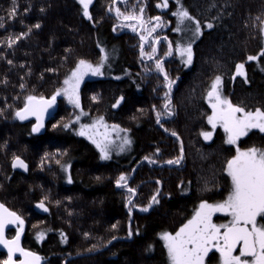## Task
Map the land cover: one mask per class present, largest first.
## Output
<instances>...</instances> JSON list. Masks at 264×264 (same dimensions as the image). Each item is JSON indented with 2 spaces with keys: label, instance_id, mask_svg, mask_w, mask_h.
I'll list each match as a JSON object with an SVG mask.
<instances>
[{
  "label": "trees",
  "instance_id": "16d2710c",
  "mask_svg": "<svg viewBox=\"0 0 264 264\" xmlns=\"http://www.w3.org/2000/svg\"><path fill=\"white\" fill-rule=\"evenodd\" d=\"M115 1L124 14L143 7L145 22L160 16L163 25L158 28L174 41L175 53L164 68L175 81L171 92L175 114L162 119L164 127L153 110L155 106L162 111L164 78L154 60H147V55L140 58L139 24L120 23ZM158 3L162 0H93L90 20L79 0H16L15 16L10 15L12 0H0L5 25L0 28V200L23 219L22 246L36 251L42 264H63L68 256L89 254L121 237L100 253L66 264H168L161 234L178 230L201 202H222L230 192L225 163L235 156V146L225 142L221 127L210 141L201 135L209 128L211 114L206 94L220 76L223 96L233 105L264 110V0H169L167 8L157 7ZM181 7L202 28L201 35L190 36L194 41L191 65L178 59L179 31L172 34L178 24L172 13ZM37 23L39 29L33 27ZM209 23L211 29L206 27ZM127 25H135L136 31ZM17 36L22 38L9 48L8 38ZM152 40L146 43L145 53L152 54ZM161 44L159 57L168 52ZM109 53L120 58L118 67L105 68L102 76L82 83L79 108L58 97V111L40 133L32 131L34 121L16 117L27 96L52 97L80 60L96 65L105 54L109 59ZM249 56L256 59L250 61ZM239 64L244 65L243 76L237 75ZM121 96L123 101L113 107ZM77 117L85 123L102 117L108 125L126 129L130 150L101 159L91 141L78 135ZM164 128L175 131L180 140ZM180 141L183 161L170 167L166 161L180 157ZM238 146L242 150L264 147V133L252 130ZM16 157L27 164L25 173L13 169ZM145 157L156 163L141 161ZM139 161L128 185L135 189L129 205L133 237L128 240L126 205L132 193L115 185L121 175L129 178ZM157 192L159 203H152ZM40 202L48 209L44 214L35 207ZM149 203L152 207L141 211ZM40 232L43 240L37 239ZM14 234L12 229L7 236ZM210 257L206 264H216V257ZM5 260V252L0 253V264Z\"/></svg>",
  "mask_w": 264,
  "mask_h": 264
},
{
  "label": "snow or ice",
  "instance_id": "6c2138e0",
  "mask_svg": "<svg viewBox=\"0 0 264 264\" xmlns=\"http://www.w3.org/2000/svg\"><path fill=\"white\" fill-rule=\"evenodd\" d=\"M92 2L93 0H79L83 7V15L90 20L92 17L89 13V5ZM121 2H126V0H121ZM12 3L13 9L10 10V15L15 16L17 11L15 7L16 0H12ZM168 6L169 0H162V3L157 4V7L162 8H167ZM115 12L117 18L122 17L124 21H136L140 25L143 30L140 34V39L143 42L141 44V56L143 58L147 55L148 60H154L156 71L163 75L168 91L164 93L162 111L157 110L155 106H153V110L156 112L157 123L164 127L162 119H167L175 114L171 99L172 86L175 81L165 71L163 60L158 56L145 53L143 46L144 43L149 42V37L152 33L161 26V17L156 16L145 22L143 20V7L129 14L122 13L121 9L116 7ZM172 14L178 17L176 31H181V26L187 27L185 22H189L195 25L194 29H192L194 36L202 34L199 21L195 20L186 9L181 7ZM153 20L157 22L154 25L152 24ZM4 26L3 18L0 17V28ZM40 26L37 23L33 27L39 29ZM127 26L132 27V30L136 31L135 25ZM206 27L211 29L213 25L209 23ZM28 31L31 32V28ZM24 35H27V33ZM20 38L22 36H17L15 39L8 38L7 46L11 48ZM159 42L158 39L151 41L152 44H159ZM101 51L103 52L104 50L101 49ZM176 51L182 58L183 63L191 65L193 61L192 42L183 47H178ZM156 52L157 49L152 47L151 53L154 54ZM167 54H172L171 45H169ZM261 54L264 55V53ZM254 59L256 57H248L250 61ZM107 60V54L103 55L101 61L95 66L85 60H80L77 67L64 80L65 87L63 89L58 90L51 99H45L43 96L39 98L33 95L27 96L24 108L16 111V117L20 120H26L29 116H35L37 124L32 131L38 132L43 127L45 112L53 106L57 96L61 94L67 96L69 103L79 108V88L84 76L88 74L92 76L103 75L102 68ZM8 63L11 64L12 61L9 60ZM243 69V64L237 65V75H244ZM147 70L151 71V67L149 66ZM116 78L119 79V77ZM221 84V77L216 76L210 86V90L207 92V100L212 109V114L208 117V123L213 130L219 125L226 133L225 142L235 146V156L225 163L226 173L231 180V189L227 198L222 202H201L195 215L174 234L169 232L161 234L160 238L164 241V246L167 249L169 264H205L206 258L213 250L219 253L220 264H264V147L252 146L242 150L238 146L240 139L247 136L254 129L264 133V110L260 108L246 110L242 105H233L229 99L223 96ZM23 87L21 85V88ZM93 99L95 100L96 97H93ZM123 99L124 97L121 96L113 107H118ZM99 128H104L105 131L102 134V138L97 140L95 137L99 134ZM93 130L96 131L94 132ZM164 130L179 140V136L175 131L168 128H164ZM112 132L119 134L120 132L126 133L127 130L121 129L118 125H112L110 132L108 131V125L104 123L101 117L91 125L82 126L78 135L87 136L99 149L101 159L108 160L111 158V146L115 143L111 138ZM201 135L205 140L210 141L213 133L202 132ZM121 139L122 144L119 147L123 151L124 145H130L131 140L127 136L121 137ZM144 159L149 163H156V160L151 157H145ZM182 159L183 145L181 144V156L174 160H168L166 163L179 164ZM13 167L27 170V165L19 157L14 159ZM97 179L100 178L97 177ZM68 182H72L71 178H69ZM116 184L117 187L127 188L130 193L135 194V189L128 187L127 176L121 175ZM158 195L159 192L151 198L152 203H159ZM129 203H131V200H129ZM152 203L142 208L141 211H148L152 207ZM37 207L42 208L44 211L48 210L43 202H40ZM216 213L229 216L231 220L223 224L214 223L213 216ZM7 225H18L17 233L13 239L5 238L4 232ZM23 225L24 221L19 215L9 211L3 204H0V245L6 248L8 253L4 264H41L40 256L21 247L20 237L23 232ZM113 227L115 228L116 226L113 225ZM131 234V231H129L130 236ZM37 239L43 240L44 233L40 232ZM238 245L240 246L239 253L234 254ZM17 253L23 258L19 262L14 259Z\"/></svg>",
  "mask_w": 264,
  "mask_h": 264
},
{
  "label": "rangeland",
  "instance_id": "374dc122",
  "mask_svg": "<svg viewBox=\"0 0 264 264\" xmlns=\"http://www.w3.org/2000/svg\"><path fill=\"white\" fill-rule=\"evenodd\" d=\"M127 1V0H126ZM114 3H117V1H115ZM113 8H114V4H113ZM115 8H116V4H115ZM115 8H114V12H115ZM117 15L115 14V18L117 19V17H116ZM118 21L120 22V23H130V22H133V21H123V18L122 19H119L118 18ZM178 21V20H177ZM186 25H187V27H185V26H181L182 27V30L181 31H179V34H178V37L176 38V40H178V44H177V48L178 47H183V46H185V45H187L189 42H192V47H193V43H194V41H193V37H195V36H193L192 38L190 37L191 35H193V31H192V29H194V27H195V25L194 24H190L189 22H186L185 23ZM163 24H161V26H162ZM173 28V27H172ZM140 29V34H141V31H142V28L140 27V25L138 26V28H137V31ZM263 29H264V26H263ZM137 31H136V34H137ZM201 31H202V28H201ZM177 31H176V29H172V34H174V33H176ZM182 32V33H181ZM140 34L139 35H137V37H138V39L141 41V39H140ZM262 34H263V37H264V31H262ZM147 35V34H146ZM176 35H177V33H176ZM171 36H169V34L166 32H163V31H161V29H156V31L155 32H153L152 33V35L149 37V40L152 38L153 40L154 39H158L161 43H162V40L163 41H165L166 43L165 44H161L160 42H159V44H154V47L157 49V52L156 53H152V55H154V56H158L159 57V49H158V47H159V45L161 44V47H164V46H166V49L167 50H169V45H171L172 46V54L171 55H163V56H161V59L163 60V64H165V63H167L172 57H173V55H174V53H175V50L173 49V43H174V41L170 38ZM143 42L141 41V44H142ZM145 45H146V43L145 44H143V46L145 47ZM165 48V47H164ZM177 48H175V49H177ZM193 49V48H192ZM139 52H140V54H139V56H140V58H142V56H141V45H140V47H139ZM168 53V52H167ZM176 55L177 56H179V54L177 53V51H176ZM160 58V57H159ZM147 59V58H146ZM179 60H181L182 58L180 57V58H178ZM119 60H120V58L117 56V55H115V54H110L109 53V59H108V62H107V67H105V64H104V67L102 68V72H104V70H105V68H108L110 71H113L114 69H116L117 67H118V65H119ZM148 60V59H147ZM79 63V62H78ZM78 63H77V65H78ZM180 63H182V62H180ZM77 65H76V67H77ZM94 65V64H93ZM95 66V65H94ZM75 67V68H76ZM74 68V69H75ZM74 69H72L71 71H70V73H69V75L71 74V72L74 70ZM162 75V74H161ZM100 76H102V75H99V76H92L91 74H88V75H85L84 76V78H83V81L81 82V84H80V87H81V85H82V83L85 81V80H88V79H92V78H95V77H100ZM163 76V75H162ZM241 76V75H240ZM243 76V75H242ZM65 87V85L63 84V88ZM63 88H61V89H63ZM60 89V90H61ZM79 90H80V88H79ZM210 90V89H209ZM208 90V91H209ZM168 90H167V87H166V92H167ZM58 97H64V99L69 103V100H68V98H67V96H65V95H63V94H61V95H59V96H57L56 98H58ZM171 97H172V93H171ZM206 98H207V94H206ZM60 99L58 98V101H59ZM79 101H80V97H79ZM207 102H208V100H207ZM59 103V102H58ZM69 104H71V106L73 105L72 103H69ZM208 105H209V103H208ZM74 106V105H73ZM23 108V107H22ZM21 108V109H22ZM209 108H210V112H211V114H212V109H211V107H210V105H209ZM58 109V108H57ZM58 111V110H57ZM57 113V112H56ZM55 113V114H56ZM210 114V115H211ZM80 115H82V113L80 112L77 116H80ZM83 118H79V119H77V118H75V120H74V123H76L77 125H78V128L81 130V128H82V126H85V125H91V124H93L96 120H98V119H94V120H92V121H90V122H88V123H85V122H82L81 120H82ZM33 121V120H32ZM106 125H108L106 122H104ZM207 123H208V120H207ZM49 124V122L46 124V126ZM208 125H209V128H208V130L206 131V132H212V133H214V130L212 129V126L208 123ZM33 126H34V123H33ZM111 126L112 125H108V131H110L111 132ZM217 127H220L219 125H217ZM216 127V128H217ZM79 130V131H80ZM255 130V129H254ZM94 132L96 131V130H93ZM104 131H105V129L104 128H99L98 129V132H99V134L98 135H96V139L97 140H100L101 138H102V134L104 133ZM165 131V130H164ZM256 131H258V130H256ZM124 136H127V138L128 139H130L131 140V138L129 137V135H128V133H125V132H120L119 134H117L116 132H112L111 133V138L115 141V143L111 146V149H110V156L112 157V156H121V155H124V154H126V153H128V151L130 150L129 148H130V145H124V150L123 151H121L120 150V145L122 144V139H121V137H124ZM213 136V135H212ZM82 137H85L87 140H89V141H91L90 139H88L87 138V136H82ZM179 140H180V138H179ZM91 143L96 147V145L91 141ZM181 141H180V146H181ZM97 148V147H96ZM98 149V148H97ZM99 150V149H98ZM236 151V150H235ZM183 153H184V146H183ZM180 156H181V154H180ZM184 158V157H183ZM141 161H144V162H147L148 163V161L147 160H145L144 158L141 160ZM141 161H139L131 170V173H130V175H129V178H130V176H131V179H132V177H133V175H134V173H135V169H136V167H137V165H139L140 164V162ZM183 161V160H182ZM182 161L179 163V164H167L168 166H170V167H172V166H177V165H180L181 163H182ZM68 168L66 169V173H68ZM23 173H25V172H23ZM129 178H128V180H129ZM130 179V180H131ZM69 180V179H68ZM128 181V185L130 184V182L131 181ZM115 186H117V184L115 185ZM117 188V187H116ZM120 188V187H119ZM119 188H117V189H119ZM122 189H125L126 191H128L127 190V188H124V187H121ZM134 196H135V194L133 195L132 194V196L130 197V199L129 200H132L133 198H134ZM129 200L127 201V205H126V210H127V212H128V214H129V223H128V225L130 224V221L132 222V220H133V214H132V212H130L129 211V205H130V203H129ZM37 204H39V203H37ZM36 204V205H37ZM199 209V206L196 208V210H195V212L197 211ZM46 213V212H45ZM194 215H195V213H194ZM193 215V216H194ZM192 216V217H193ZM220 216H225V215H223V214H221V213H216L214 216H213V222L214 223H217V224H223V223H225L224 221H222V217H220ZM226 217V219H228V222L231 220V217H229V216H225ZM190 220V219H189ZM187 223V222H186ZM130 228H131V224L128 226V240H131L132 239V237L133 236H130L129 235V231H130ZM17 229H18V227L17 228H15V233H17ZM179 230V229H178ZM178 230H176V231H178ZM175 231V232H176ZM174 232V233H175ZM174 233H172V234H174ZM122 239V237L121 238H117V239H115V241H120ZM114 241V240H113ZM113 241H111V242H113ZM162 243H163V245H164V241L162 240ZM110 244V243H109ZM108 245V244H107ZM106 245V246H107ZM105 247V246H104ZM108 248V247H107ZM106 248V249H107ZM101 249H103V248H101ZM238 249V248H237ZM105 250V249H104ZM97 251H103V250H97ZM97 251H94V252H97ZM33 252V251H32ZM36 252V251H35ZM34 252V253H35ZM37 253V252H36ZM89 253H93V252H89ZM98 253H100V252H98ZM165 253H166V256H167V258H168V253H167V249L165 248ZM95 254H97V253H95ZM95 254H89V255H95ZM234 254H236V253H234ZM39 255V254H38ZM211 255H213L214 257H216V261H217V263L216 264H220V257H219V253H217V252H215V250H213L212 252H210L209 253V255H208V257L206 258V261H205V264H206V262L208 261V258L211 256ZM40 256V255H39ZM72 256H74V255H72ZM72 256H68V258L69 257H72ZM68 258H66V259H68ZM211 258V257H210ZM66 259L64 260L65 262L63 263V264H66L69 260H71V259H69L67 262H66ZM73 259H75V258H73ZM168 264H169V258H168Z\"/></svg>",
  "mask_w": 264,
  "mask_h": 264
},
{
  "label": "water",
  "instance_id": "95a60500",
  "mask_svg": "<svg viewBox=\"0 0 264 264\" xmlns=\"http://www.w3.org/2000/svg\"><path fill=\"white\" fill-rule=\"evenodd\" d=\"M115 4L116 3H114V8H115ZM115 14H116V12H115ZM117 17V16H116ZM118 19V18H117ZM124 21V20H123ZM126 22V21H125ZM140 34V29L137 31V35H139ZM145 44V43H144ZM168 90V89H167ZM45 98V97H44ZM45 99H51V97L50 98H45ZM59 101H58V98H56V101H55V103L53 104V106L51 107V108H49V109H47V111L45 112V114H44V116H43V127L42 128H40V130L38 131V132H36V133H40V132H43V130L45 129V127H46V124L48 123V122H50L51 120V117L57 112V108H58V103ZM24 108V107H23ZM22 108V109H23ZM21 110V109H20ZM29 120H33L34 121V126L37 124V120H36V117L35 116H29L28 117V119H26V120H21V121H24V122H26V121H29ZM33 126V127H34ZM168 135H170V134H168ZM170 136H172V135H170ZM175 137V136H174ZM176 138V137H175ZM21 159V158H20ZM183 160V159H182ZM181 160V161H182ZM14 161V160H13ZM25 163V162H24ZM12 165H13V162H12ZM27 165V164H26ZM28 167V166H27ZM13 169L14 170H16V171H18V172H26L24 169H22V168H14L13 167ZM131 179V176H130V178H129V180ZM128 180V181H129ZM117 187V186H116ZM117 188H119V187H117ZM0 204H3L2 202H1V200H0ZM4 205V204H3ZM38 205V204H37ZM37 205L35 206L36 207V209L38 210V212L39 213H41V214H44L45 212H47V211H44L42 208H38L37 207ZM5 206V205H4ZM45 206V205H44ZM6 207V206H5ZM7 208V207H6ZM47 208V207H46ZM9 211H12V210H10L9 209ZM130 224H131V221H130ZM129 224V225H130ZM16 227H18V225H7L6 226V228H5V232H4V235H5V238L6 239H13L14 237H15V235H16V233L11 237V238H9L8 236H7V233L10 231V230H12V229H15ZM21 239H22V233H21V237H20V244H21V247H23L22 246V241H21ZM115 241V240H114ZM112 243V242H111ZM111 243L110 244H108L107 246H105V247H103V249H100V250H104V249H106L107 247H109L110 245H111ZM239 247V250H240V246L238 245L237 246V248ZM25 249V248H24ZM25 250H27V249H25ZM27 251H30V250H27ZM2 252H5V254H6V260H7V257H8V253H7V249L6 248H4L2 245H0V253H2ZM32 252V251H31ZM98 252H100V251H97V252H93V253H89V254H95V253H98ZM34 253V252H33ZM35 254L36 255H38V253H36L35 252ZM89 254H78V255H74V256H72V257H69L68 259H66V262L69 260V259H73V258H79L80 256H89ZM39 256V255H38ZM14 259L17 261V262H19V260H21V259H23L22 257H20L19 256V254L17 253L15 256H14ZM5 260V261H6ZM41 264H42V262H41Z\"/></svg>",
  "mask_w": 264,
  "mask_h": 264
},
{
  "label": "flooded vegetation",
  "instance_id": "af4514ba",
  "mask_svg": "<svg viewBox=\"0 0 264 264\" xmlns=\"http://www.w3.org/2000/svg\"><path fill=\"white\" fill-rule=\"evenodd\" d=\"M157 29H160V28H157ZM159 54H160V51H159ZM161 58V57H160ZM17 228V227H16ZM13 230H15V229H13ZM16 232V231H15ZM239 253V247H238V249L236 250V254H238ZM250 259V258H249Z\"/></svg>",
  "mask_w": 264,
  "mask_h": 264
}]
</instances>
